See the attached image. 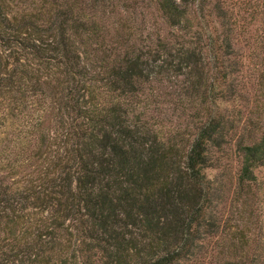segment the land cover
<instances>
[{
	"label": "trees",
	"instance_id": "1",
	"mask_svg": "<svg viewBox=\"0 0 264 264\" xmlns=\"http://www.w3.org/2000/svg\"><path fill=\"white\" fill-rule=\"evenodd\" d=\"M15 1L0 264H264V0Z\"/></svg>",
	"mask_w": 264,
	"mask_h": 264
},
{
	"label": "rangeland",
	"instance_id": "2",
	"mask_svg": "<svg viewBox=\"0 0 264 264\" xmlns=\"http://www.w3.org/2000/svg\"><path fill=\"white\" fill-rule=\"evenodd\" d=\"M21 1H23V0H21ZM29 1V0H28ZM27 1V2H28ZM27 2H25L24 4L26 5L27 4ZM15 3L17 4V5H19L20 3L22 4L23 2H18V1H15L14 0V2H10V4H11V7H13L14 8V6H15ZM143 11V12H142ZM144 13V14H143ZM139 18H142L143 20H144V24H145V27H148L149 25H150V22H153L154 21V18H155V16L153 15V10L152 9H138V12L136 13V15L134 16V20L132 21V24L133 25H135V24H137V19H139ZM106 22L108 23V24H110V23H112V18L111 17H108L107 18V20H106ZM170 99H171V97L170 96H164V99H162V100H160V102L158 103V110L160 111V110H168L169 108H170V106H171V104H173L171 101H170ZM8 132H9V130H8ZM221 163H223V162H221ZM230 168L226 165V163H225V165L224 166H220V167H218V169H216L215 171H212L213 173H218L219 171H221V169H222V171L224 172V174H225V176H226V178H229V177H227V176H229V172H230V174L232 173V171H233V162H231L230 163ZM232 176V175H231ZM228 181V180H227Z\"/></svg>",
	"mask_w": 264,
	"mask_h": 264
}]
</instances>
